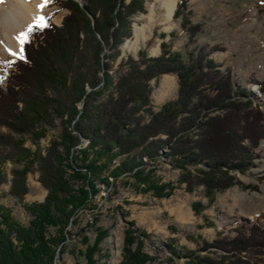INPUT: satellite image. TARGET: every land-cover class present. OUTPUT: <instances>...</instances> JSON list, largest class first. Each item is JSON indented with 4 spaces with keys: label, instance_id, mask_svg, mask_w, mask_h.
Listing matches in <instances>:
<instances>
[{
    "label": "rangeland",
    "instance_id": "1",
    "mask_svg": "<svg viewBox=\"0 0 264 264\" xmlns=\"http://www.w3.org/2000/svg\"><path fill=\"white\" fill-rule=\"evenodd\" d=\"M129 1L124 2L128 5ZM149 2L153 0L143 1V12L129 15L130 29L147 12ZM187 4L192 11V23L203 26L196 44L208 50L216 45L223 50L215 51L209 58L220 66V71L231 70L233 85L236 89L246 88L248 99L235 97L221 108L201 106L196 112L194 107H189L191 111L183 109L186 113H179L169 123L171 127L161 126L160 134L149 135L146 127L157 117L161 118L165 106L178 100V76L167 73L151 77L156 70L154 66L147 72L138 63L142 58L150 61L161 57L165 50L194 51L193 46L188 47L182 18L174 17L172 29H155L153 39L135 54L124 51L125 40L114 61L107 58L114 51L105 49L101 59L107 65L110 84L106 88L100 79L98 87L87 88V93L99 92L94 98L105 105L118 100L127 86L144 97V104L130 102L127 107L131 114L128 112L126 124L130 133L140 136L138 141L134 140L138 146L130 152L124 151L112 163L109 160L112 154L99 161L92 155L84 159L79 152L88 151L90 139L80 137L75 131L72 137L80 142L67 152L66 141L61 139L60 121L43 124V128L36 125L34 131L44 136L34 144L30 133L14 130L21 129V121L14 122L15 128L7 124L0 105V213H9L14 223L27 228L32 220L28 207L44 204L54 189H68L78 198H82L79 189L87 193L88 200L73 212L67 223L65 239L52 246L53 256L46 257L42 264H88L90 254L93 264H132L129 252L140 254L139 260L146 259L144 264H188L195 256L209 257L220 264H264L261 245L247 246L241 251L228 243L220 250L208 246L217 239L231 242L237 238L233 231L236 227L250 228L257 224L264 229V137L257 148L252 146V139L264 136V0H188ZM48 7L44 20L26 27L19 37L20 55L0 59V75L5 71V63L13 58L23 59L21 40L26 32L32 34L41 29L46 19L60 27L72 4L71 0H51ZM31 38L35 40L34 35ZM157 47L159 53L155 55L151 51ZM166 76L174 78V89L167 99L159 102L155 95ZM99 77L103 78V74ZM252 77L257 84L250 81ZM199 90L205 97L204 105L207 98L217 95L208 86ZM248 100L252 101L251 105ZM197 101L193 100L192 104L202 103ZM18 104L19 110L24 108ZM194 115L198 117L193 126L185 128ZM225 127L234 129L236 135L223 138L220 130ZM200 146L201 152L195 149ZM245 148L253 153L252 162L243 171L228 169L224 163L236 165L244 160ZM117 150L114 148L113 153ZM188 150L195 154L191 156L194 162L186 160L190 157ZM92 165L97 168L94 175L89 172ZM227 176L237 179L238 184L215 192L210 200L206 183L222 184ZM154 187L164 189V196L159 197ZM58 229L49 226L45 237H56ZM133 237L136 239L130 246L128 242Z\"/></svg>",
    "mask_w": 264,
    "mask_h": 264
},
{
    "label": "trees",
    "instance_id": "2",
    "mask_svg": "<svg viewBox=\"0 0 264 264\" xmlns=\"http://www.w3.org/2000/svg\"><path fill=\"white\" fill-rule=\"evenodd\" d=\"M124 1L127 0H84L80 5L71 0V12L64 18L60 27L52 25L51 20L46 19L41 29L32 34L26 32V36L21 40L23 59L13 58L5 63V71L0 75V105L2 104L4 108L3 116L9 126L15 128L14 122L21 121V126L23 125L21 129L14 130L30 133L34 137V144H37L44 135L35 132V126L40 124L43 128V124L53 125L56 121H60L63 125L61 139L66 141V147H64L66 151L70 153V150L80 142L72 137L71 133L75 131L80 137L90 139L88 153L83 150L79 152L80 155L84 159L92 155L95 161L112 154L109 159L112 163L113 159L124 154V151L130 152L138 146L134 140L138 141L140 136L133 135L134 132L130 133L126 124L131 114L127 107L130 102L144 104V97L136 89L127 86V90L120 93L118 100L115 102L111 100L105 105L98 103L94 98V94L99 92L87 93L88 87L90 89L98 87L100 79L108 88L110 81L107 80V65L102 62V53L105 49H109L114 53L103 57L113 61L117 59L123 41L132 37L129 15L143 12L145 0H130L128 5ZM187 3L188 0H180L173 17L182 18L181 27L187 33L188 47L193 46L194 51L171 53L170 50H165L161 57L150 61L142 58L138 63V67L144 65L147 72H151L149 70L152 68L151 65L154 66L156 70L151 74L152 76L150 75L151 77L167 73L178 76V100L163 108L160 117L166 118L165 123L157 124L161 121V118L157 117L152 125L146 127L149 135L160 134L162 127H171L169 123L175 120L179 113L185 112L183 109L187 111L195 109L193 112H196L201 106L207 109L212 106L221 108L231 103L232 98L248 99L249 97L246 88L241 86L235 88L229 68L226 71H220V66L209 58L215 51L223 50L216 45L208 50L196 44L198 37L202 34L203 26L192 23L190 18L192 11ZM121 29H123L122 33ZM33 35L35 40L31 38ZM98 36L100 38L97 40ZM165 47L166 44L163 45V49ZM136 71H138L137 66ZM100 73L103 74V78L99 77ZM250 81L257 84L253 77ZM262 85L264 87V83ZM202 86H208L210 90L217 92L212 99L207 98L205 105L203 104L205 97H202L203 94L199 90ZM185 95L187 98L184 97ZM196 99L201 100L202 105H193V100ZM247 102L252 104L250 100ZM18 103L24 108L19 110ZM79 106L82 107L81 110L78 109ZM100 110L101 114L98 113ZM77 116L79 118L75 122ZM197 117L194 115L190 119V125L185 128L193 126ZM220 133L223 138L236 135L234 129L226 127L221 128ZM263 137L261 135L259 138L252 139L254 140L252 146L257 148ZM119 146H122V149ZM114 148L118 150L113 153ZM201 148V146L195 147L200 152ZM246 150L245 148L243 151L244 160L236 165H228L229 162L224 165L228 169L236 168L243 171L242 168L247 167L253 160L251 150ZM190 151L192 150L187 152L190 157H186V160L194 162L195 158L191 159V156L195 154ZM96 169L92 165L89 167V172L93 174L97 172ZM226 178V181L222 182L223 185L218 181L206 183L210 200L213 199L215 192L227 190L238 184L237 179L228 176ZM97 179L100 178L97 177ZM91 186L95 187L93 184ZM154 188L159 197L164 196L162 193L164 189ZM63 189H54L52 194L55 197H52V194L47 196L44 204L37 203L28 207L32 220L27 228H21L14 223L9 213L7 215L0 213V264H42L46 257L53 256L52 246L59 245L65 239V228L71 215L88 200L87 193L82 189L78 190L82 198H78L68 189ZM96 193L97 190L94 189L93 194ZM60 202L62 203L59 204ZM198 206L195 205V208ZM49 226L59 228L58 235L52 239L45 237ZM1 228H4V231ZM233 231L238 234V237L231 242L217 239L208 246L220 250L228 243L238 251L247 246H264V229L257 224L250 228L236 227ZM219 236H221L220 233ZM135 239L133 237L128 244L131 246ZM129 254L132 264L146 262L145 258V260H139L138 253L129 252ZM90 256L92 255L88 256V264H93ZM189 262L188 264H220L209 257L200 256L191 257Z\"/></svg>",
    "mask_w": 264,
    "mask_h": 264
},
{
    "label": "bare ground",
    "instance_id": "3",
    "mask_svg": "<svg viewBox=\"0 0 264 264\" xmlns=\"http://www.w3.org/2000/svg\"><path fill=\"white\" fill-rule=\"evenodd\" d=\"M51 0H0V59L19 56V37L31 24L44 20ZM82 1V0H77ZM178 0H153L147 4V12L136 21L132 37L125 41L124 51L137 53L154 37L155 29H172ZM159 53V48L151 51ZM174 78L166 76L156 93L158 101L169 97L174 89Z\"/></svg>",
    "mask_w": 264,
    "mask_h": 264
},
{
    "label": "water",
    "instance_id": "4",
    "mask_svg": "<svg viewBox=\"0 0 264 264\" xmlns=\"http://www.w3.org/2000/svg\"><path fill=\"white\" fill-rule=\"evenodd\" d=\"M75 1L78 2L80 5H82L81 1H77V0H75Z\"/></svg>",
    "mask_w": 264,
    "mask_h": 264
},
{
    "label": "snow or ice",
    "instance_id": "5",
    "mask_svg": "<svg viewBox=\"0 0 264 264\" xmlns=\"http://www.w3.org/2000/svg\"><path fill=\"white\" fill-rule=\"evenodd\" d=\"M30 31H31V29H30Z\"/></svg>",
    "mask_w": 264,
    "mask_h": 264
}]
</instances>
